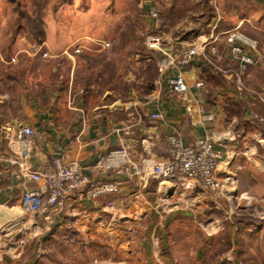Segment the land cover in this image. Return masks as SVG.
Instances as JSON below:
<instances>
[{
	"label": "rangeland",
	"instance_id": "1",
	"mask_svg": "<svg viewBox=\"0 0 264 264\" xmlns=\"http://www.w3.org/2000/svg\"><path fill=\"white\" fill-rule=\"evenodd\" d=\"M150 35L172 56L200 44L241 46L252 63L237 67L236 84L264 90V0H0V123L18 115L21 94L70 80L95 110L152 93L161 79ZM219 185L200 200L174 187L148 218L109 226L90 220L51 229L31 209L2 264H264V190Z\"/></svg>",
	"mask_w": 264,
	"mask_h": 264
},
{
	"label": "crops",
	"instance_id": "2",
	"mask_svg": "<svg viewBox=\"0 0 264 264\" xmlns=\"http://www.w3.org/2000/svg\"><path fill=\"white\" fill-rule=\"evenodd\" d=\"M158 53V62L177 59L162 48ZM238 66L230 46H206L181 69L188 90L183 97L169 90L168 80L177 70L168 65L159 73L161 85L152 93L127 103L113 99L96 110L84 105L80 90L72 93L71 80L66 87L54 84L41 93L21 94L18 115L9 114L0 123V264L13 237L25 230L31 208L23 196L28 190L40 193L38 209L31 215L49 218L51 229L70 222L79 227L94 220L109 226L148 218L155 199L169 196L178 187L152 174L153 166L166 155L167 137L175 132L185 146L210 140L222 152L216 178L224 192L264 190V154L259 150L264 131L249 122L252 115L264 116V90L254 93L242 85L239 89ZM242 79L245 86L247 79ZM153 114L160 117L152 119ZM19 124L30 128L32 136H18ZM120 147L127 148L136 171L103 172L96 167L103 155ZM55 158L76 161L89 180L115 184L117 192L95 200L68 197L62 209L48 207L43 183L31 182L28 175L46 171ZM183 187L186 195L195 197L198 192L197 200L205 198L197 182ZM149 224L154 225V220Z\"/></svg>",
	"mask_w": 264,
	"mask_h": 264
},
{
	"label": "built area",
	"instance_id": "3",
	"mask_svg": "<svg viewBox=\"0 0 264 264\" xmlns=\"http://www.w3.org/2000/svg\"><path fill=\"white\" fill-rule=\"evenodd\" d=\"M150 13L155 19L157 14ZM227 41L233 42V37H229ZM146 43L149 49L161 51L159 36H148ZM229 46L232 57L239 62V69L242 70L246 65L252 63V55L245 52L241 46ZM204 48L205 46L201 44L187 47L177 55V59L168 61L163 58L158 62L159 73H163L168 65L174 66L177 70V73L168 80L170 92L183 97L188 91L181 69L187 66L195 56L200 55ZM236 82L239 84L238 78ZM159 117V114L151 115L152 119ZM249 122L255 128L264 131V116L252 115ZM32 134V130L28 127H23L18 131L20 137H30ZM167 143L166 155L163 160L153 166L152 174L156 178L176 186L197 182L204 192L211 194L217 192L220 185L216 178V170L223 160V154L214 149L210 140H200L192 146H185L180 134L175 132L167 137ZM96 167L103 172L115 171L129 174L137 166L132 161L127 148L120 147L103 155L98 160ZM28 177L31 182L43 183L47 194V206L58 210L64 207L68 197H73L77 201L95 200L102 195L116 193L118 190L115 184L89 180L76 161L62 158H55L46 171L30 172ZM39 195L37 190H28L23 196L24 202L31 209L37 210Z\"/></svg>",
	"mask_w": 264,
	"mask_h": 264
},
{
	"label": "trees",
	"instance_id": "4",
	"mask_svg": "<svg viewBox=\"0 0 264 264\" xmlns=\"http://www.w3.org/2000/svg\"><path fill=\"white\" fill-rule=\"evenodd\" d=\"M238 221H241L240 223H246L245 225H248L249 227L250 226H253V227H255V226H257L259 223H260V221L259 220H254V219H247L246 220V222H244L243 220H238Z\"/></svg>",
	"mask_w": 264,
	"mask_h": 264
}]
</instances>
